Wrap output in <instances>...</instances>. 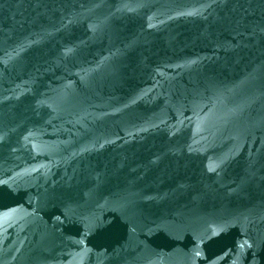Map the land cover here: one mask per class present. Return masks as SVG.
<instances>
[{
	"label": "water",
	"instance_id": "obj_1",
	"mask_svg": "<svg viewBox=\"0 0 264 264\" xmlns=\"http://www.w3.org/2000/svg\"><path fill=\"white\" fill-rule=\"evenodd\" d=\"M264 210V0H0V264H157Z\"/></svg>",
	"mask_w": 264,
	"mask_h": 264
}]
</instances>
